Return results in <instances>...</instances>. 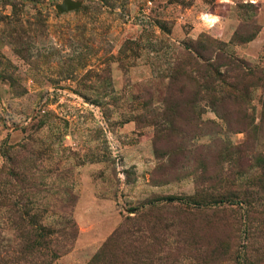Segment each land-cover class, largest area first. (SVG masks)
<instances>
[{
	"label": "rangeland",
	"instance_id": "rangeland-1",
	"mask_svg": "<svg viewBox=\"0 0 264 264\" xmlns=\"http://www.w3.org/2000/svg\"><path fill=\"white\" fill-rule=\"evenodd\" d=\"M63 1L0 0V264H264V0Z\"/></svg>",
	"mask_w": 264,
	"mask_h": 264
},
{
	"label": "water",
	"instance_id": "water-1",
	"mask_svg": "<svg viewBox=\"0 0 264 264\" xmlns=\"http://www.w3.org/2000/svg\"><path fill=\"white\" fill-rule=\"evenodd\" d=\"M73 7L70 0H64L61 5H58V9L61 11H68Z\"/></svg>",
	"mask_w": 264,
	"mask_h": 264
},
{
	"label": "trees",
	"instance_id": "trees-1",
	"mask_svg": "<svg viewBox=\"0 0 264 264\" xmlns=\"http://www.w3.org/2000/svg\"><path fill=\"white\" fill-rule=\"evenodd\" d=\"M7 159H8V160H10V159H9V157H7ZM18 214H21V215H23V214H22V212L20 213V211H19V210H16V211L14 212V215H18Z\"/></svg>",
	"mask_w": 264,
	"mask_h": 264
},
{
	"label": "bare ground",
	"instance_id": "bare-ground-1",
	"mask_svg": "<svg viewBox=\"0 0 264 264\" xmlns=\"http://www.w3.org/2000/svg\"><path fill=\"white\" fill-rule=\"evenodd\" d=\"M206 17H208V15L206 16ZM209 21H210V23H211V20L210 19H208Z\"/></svg>",
	"mask_w": 264,
	"mask_h": 264
}]
</instances>
